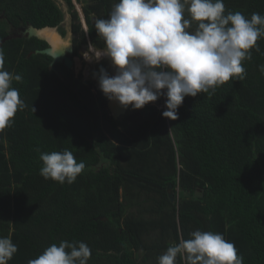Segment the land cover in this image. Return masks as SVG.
<instances>
[{"label":"trees","instance_id":"16d2710c","mask_svg":"<svg viewBox=\"0 0 264 264\" xmlns=\"http://www.w3.org/2000/svg\"><path fill=\"white\" fill-rule=\"evenodd\" d=\"M64 1L85 43L72 0ZM83 2L90 42L102 51L95 20L119 0ZM223 3L226 13L264 15V0ZM63 18L54 0H0L4 67L22 76L12 86L27 105L0 133V236L18 248L9 264H28L61 241L85 242L88 264H158L196 230L222 234L244 264H264V38L243 62V80L185 97L178 120L163 118L155 102L116 121L91 81L32 53L44 41L13 36L19 20L54 28ZM64 149L85 164L71 185L40 175V154Z\"/></svg>","mask_w":264,"mask_h":264},{"label":"clouds","instance_id":"9594fccd","mask_svg":"<svg viewBox=\"0 0 264 264\" xmlns=\"http://www.w3.org/2000/svg\"><path fill=\"white\" fill-rule=\"evenodd\" d=\"M193 24L195 29L190 30ZM94 26L105 48L89 60L107 58L114 70L110 75L101 67L93 74L104 96L133 110L164 98L162 117L171 121L179 119L185 97L211 96L230 80H243V62L252 60V50L260 51L257 41L264 38V15L254 12L248 18L239 11L226 13L223 0H119L109 17L96 19ZM51 31L45 28L40 34L49 36ZM50 43L63 51L71 47L56 37ZM4 64L0 47V133L27 106L12 86L22 76L9 72ZM259 70L264 75V65ZM39 158L40 175L61 185L73 184L85 169L84 162H77L68 149L41 153ZM17 251L10 237L0 236V264H9ZM91 254L85 242L61 241L28 264H88ZM158 264L244 261L222 234L196 230L168 247Z\"/></svg>","mask_w":264,"mask_h":264},{"label":"water","instance_id":"95a60500","mask_svg":"<svg viewBox=\"0 0 264 264\" xmlns=\"http://www.w3.org/2000/svg\"><path fill=\"white\" fill-rule=\"evenodd\" d=\"M20 28L23 30V33L21 34L20 37H26L28 39L36 38L40 41L49 43V46L47 48L41 49V50H35L32 52L33 54H43V55L51 57L52 63L50 66H53L54 64H62L66 69L72 68V65H73V61L71 58L73 54L72 46L63 51L62 48L53 47L51 43L47 40V38H45L44 36L40 34L41 30L45 28H48L50 30H56L55 28H50V27L35 28L34 26L30 24L24 25L22 21H20ZM57 37L59 36L57 35ZM65 43L69 44L68 42H65ZM107 107L110 112V115L116 121H120L124 116H127L132 111L131 106H129L127 109H124V108H121L116 102L114 101L110 102L108 99H107ZM167 193H168L170 202L171 203L175 202L174 190L171 184L167 186ZM96 220L106 221V218L99 217Z\"/></svg>","mask_w":264,"mask_h":264},{"label":"rangeland","instance_id":"374dc122","mask_svg":"<svg viewBox=\"0 0 264 264\" xmlns=\"http://www.w3.org/2000/svg\"><path fill=\"white\" fill-rule=\"evenodd\" d=\"M55 3L63 10V12L65 13V25L64 27L66 29H68L69 23H70V19H69V15L67 14V7L66 4L64 3L63 0H54ZM73 4L75 6V10L78 13V17L80 16V9H81V0H72ZM81 18V17H80ZM79 18V23L81 22V25L83 26V22L84 21H80L81 19ZM83 28H85L83 26ZM55 34L57 35V32L55 30ZM69 33L66 30V35L63 37H58L59 39H62L64 42H67L69 40ZM96 50V49H95ZM93 50V48H89L87 51H84V53L82 54V57L80 58H73V67H72V72L75 76V78L79 77V75L81 76V81L86 82V81H91L93 83L92 85V93H95L97 90L100 91L99 86H98V82L97 80L94 78V73H97L98 69H100L101 67L104 68L105 65H107L109 67L108 72L110 75L114 74V70L111 67L110 61L107 58H101L99 61L96 60H89V58H94L96 57L95 53H99L101 51H95ZM92 51V52H91ZM159 108L164 107V101L160 102L157 104Z\"/></svg>","mask_w":264,"mask_h":264},{"label":"flooded vegetation","instance_id":"af4514ba","mask_svg":"<svg viewBox=\"0 0 264 264\" xmlns=\"http://www.w3.org/2000/svg\"><path fill=\"white\" fill-rule=\"evenodd\" d=\"M84 1H87V0H84ZM81 2L82 3H81V9H80L81 11L80 12L83 14V9H84V7L86 5L83 2V0H81ZM64 3H65V1H64ZM72 4H73V1H72ZM73 6H74V4H73ZM66 7H67V14L70 16L69 17L70 23H69L68 29H66L64 27L65 21H67V20H65V13L63 12V10L60 7L59 8L61 9L62 13L64 14V18H63V21L61 22L60 26H57V27H54V28L56 29L57 35L59 37H62V36L64 37L66 35V30L69 33L70 36H69V40L67 42L69 44H71V46L73 48V54H72V60H73V58H80V57H82V54L84 53V51H87L89 48H91L92 47V44H91L90 39H89V36H88V27H87V24H86L85 19H84V22L82 23L85 28H83V26L81 25V30L86 35V42L85 43L83 42L82 36L80 35V33H74L73 32V30H72L73 27H72V18H71L70 8L67 6V4H66ZM74 10H75V6H74ZM91 20L94 21V18H92ZM4 21H7V20L4 19ZM19 21H21V20H19ZM80 24H81V22H80ZM24 25H29V24L27 23V24H24ZM13 32H15L14 35H13L14 37H20L21 36V34L23 33V30L20 28V23H19V27L17 29H14ZM26 39H28V38H26ZM45 43H46V47H44L43 49H45V48H47L49 46V43L48 42H45ZM104 68L107 71L109 69V67L107 65H105ZM97 71H99V69Z\"/></svg>","mask_w":264,"mask_h":264},{"label":"bare ground","instance_id":"6f19581e","mask_svg":"<svg viewBox=\"0 0 264 264\" xmlns=\"http://www.w3.org/2000/svg\"><path fill=\"white\" fill-rule=\"evenodd\" d=\"M81 17V18H80ZM79 18L81 19V21H84V15L82 14V13H80V16H79ZM45 38H47V40L50 42V40L53 38V37H56V38H58L57 37V35L55 34V30H52L51 31V33H50V35L49 36H44ZM92 52V51H91ZM95 55H97L96 53H95ZM72 58V57H71ZM52 59V58H51ZM73 61V60H72ZM51 63H52V61H51ZM74 64V63H73ZM72 67H73V65H72ZM72 69V68H71ZM71 69H68V70H71ZM162 101H164V98H162L161 100H158L156 103L158 104V103H160V102H162ZM164 104H165V101H164ZM174 195H175V193H174ZM175 199H176V196H175Z\"/></svg>","mask_w":264,"mask_h":264}]
</instances>
